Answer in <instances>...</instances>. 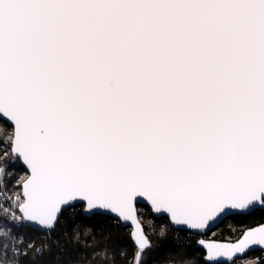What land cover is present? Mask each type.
<instances>
[{
  "label": "snow or ice",
  "instance_id": "1",
  "mask_svg": "<svg viewBox=\"0 0 264 264\" xmlns=\"http://www.w3.org/2000/svg\"><path fill=\"white\" fill-rule=\"evenodd\" d=\"M0 120L28 169L13 217L50 233L76 203L115 214L142 264L137 197L192 231L264 208V0H0ZM197 244L231 264L264 225Z\"/></svg>",
  "mask_w": 264,
  "mask_h": 264
},
{
  "label": "trees",
  "instance_id": "2",
  "mask_svg": "<svg viewBox=\"0 0 264 264\" xmlns=\"http://www.w3.org/2000/svg\"><path fill=\"white\" fill-rule=\"evenodd\" d=\"M9 145L0 144V154ZM11 154L9 155V157ZM7 161V158L3 160ZM5 175V188L9 193L19 192V184L26 171L17 164L8 165ZM82 205L76 204L72 210L65 211L55 229L49 235L29 225L12 228L8 235L0 236V264H132L136 251L130 240V228L119 220L104 214L85 216ZM137 213L146 233H150L153 247L144 253L142 264H206L203 250L196 245L201 236L189 235L182 229L170 226L166 217H155L144 204H137ZM264 222V208L254 209L247 214H231L204 236L219 240H234L241 232L252 225ZM161 226L166 235L160 239ZM79 234L77 239L76 234ZM33 248H29V245ZM16 246V250H12ZM48 247L60 253L59 260H52ZM40 248L41 254H35ZM263 251L254 250L245 258L261 257ZM238 260V259H237ZM264 264V258L260 259Z\"/></svg>",
  "mask_w": 264,
  "mask_h": 264
},
{
  "label": "water",
  "instance_id": "3",
  "mask_svg": "<svg viewBox=\"0 0 264 264\" xmlns=\"http://www.w3.org/2000/svg\"><path fill=\"white\" fill-rule=\"evenodd\" d=\"M3 122H5L6 124H8V125H10L11 127H12V125L10 124V123H8V122H6V121H4V120H2ZM20 161V160H19ZM20 164L23 166V168L25 169V171L27 172V174H28V169L26 168V166L20 161ZM25 178H26V176H25ZM22 183H23V179L21 180V182L19 183V186H20V193L22 192ZM133 203H134V207L137 209V204H144V205H146L149 209H150V211H151V213H152V215L153 216H155V217H166L167 218V220H168V217H167V214H158V213H155L153 210H152V208H151V206H150V202H148L147 200H146V198H143V197H137V198H135L134 199V201H133ZM76 204H80V203H76ZM75 204V205H76ZM257 208H260V207H256V208H254V209H257ZM254 209H252V210H250V211H248V212H246V213H239V214H247V213H249V212H252ZM261 209H263V208H261ZM81 213L83 214V215H85V216H91V215H87V214H85V213H83V211L81 210ZM22 214V213H21ZM101 214H104V215H108V216H111V217H113V218H115V219H118V217L115 215V214H111V213H101ZM231 214H237V212H233V213H231ZM231 214H226V215H223V216H221L219 219H217L210 227H208V228H206L205 230H203V231H192V230H189V231H192V232H194V233H196V234H200V235H205L208 231H210L211 229H213V228H215L224 218H226L227 216H229V215H231ZM119 221H120V223L123 225V226H126V227H129L130 228V232H129V234H130V240H131V242H132V244L135 246V248H136V245L134 244V242H133V232L136 230V226L134 225V224H132V222L131 221H128V222H124V221H122L121 219H118ZM138 220H139V218H138ZM139 222L141 223V221L139 220ZM170 223V222H169ZM34 225H37V224H35V223H33ZM142 224V223H141ZM172 225V224H171ZM261 225H264V222H261V223H258V224H255V225H252V226H249V227H247V228H245V229H249V228H255V227H259V226H261ZM143 226V225H142ZM172 227H174V228H176V229H183V230H188L187 228H185V227H182V226H175V225H172ZM144 229V228H143ZM244 229V230H245ZM242 237V232H241V234L236 238V239H234V240H219V239H214V238H207V237H204V236H201V237H199L197 240H196V245L199 247V248H201L202 250H203V260H204V256L206 255V250L204 249V248H202V247H200L198 244H197V241L198 240H203V241H205L206 243H208V242H216V243H236V242H238V240L240 239ZM137 250V249H136ZM254 250H261V251H263L264 252V250H262L260 247H253V248H251V250H248V251H246V253L241 257V256H237L236 258H235V260L236 259H238V258H243L244 256H246L249 252H251V251H254ZM235 260H233V261H235ZM205 261V260H204ZM232 261V262H233ZM231 262V263H232ZM225 263H227V258H223V260L221 261V264H225Z\"/></svg>",
  "mask_w": 264,
  "mask_h": 264
},
{
  "label": "rangeland",
  "instance_id": "4",
  "mask_svg": "<svg viewBox=\"0 0 264 264\" xmlns=\"http://www.w3.org/2000/svg\"><path fill=\"white\" fill-rule=\"evenodd\" d=\"M0 128L4 129L5 132H10L11 131V126L6 124L5 122H3L2 120H0ZM3 135H4V132H0V144H4L3 143ZM5 145V144H4ZM9 148H10V145H9ZM3 149V152L0 154V164H4V165H14V164H17V160H13L12 159V155L10 157H7V161L4 162L3 160L5 158H3V154H4V148H1ZM20 162V161H19ZM26 175H27V172H26ZM24 175V176H26ZM25 178V177H23ZM5 180V179H4ZM22 180V179H21ZM21 182V181H20ZM2 190L7 194V197H8V200L10 202V205L12 206L13 210L16 212L17 209H18V206L14 204V200L16 198L17 195L20 194V186H19V192H15V193H9L6 188H5V181H4V184L2 186ZM139 220H140V217L138 216ZM3 226L4 229H0V236H3V235H8L9 234V230L12 229V228H18V227H21V226H25L23 224H20V225H15V220H13L12 222H8L6 220H4L2 223L0 222V226ZM144 228V227H143ZM145 231V230H144ZM185 231V230H184ZM201 237V236H200ZM206 237V236H205ZM16 247V246H15ZM14 246H12V250L13 249H16ZM264 258V252L262 253L261 257H252V258H240V259H236L235 261H233L231 264H249L250 261L254 260V259H262Z\"/></svg>",
  "mask_w": 264,
  "mask_h": 264
},
{
  "label": "built area",
  "instance_id": "5",
  "mask_svg": "<svg viewBox=\"0 0 264 264\" xmlns=\"http://www.w3.org/2000/svg\"><path fill=\"white\" fill-rule=\"evenodd\" d=\"M2 185H0V209H8L9 211L7 212V214L3 211H0V222L2 223L4 220L8 221V222H12L13 220H15V225H20V224H23V225H29L31 227H35L39 230H41L44 234H47L49 235L50 233L47 231V229H41L38 225H34L33 223H28V222H20L18 220H16L14 217H13V213L15 214V217H18V216H21V211L19 210V208L17 209V211L15 212L12 208V206L10 205V202L8 200V197H7V194L2 190ZM75 206V205H74ZM118 220V219H117ZM170 224V223H169ZM170 226L172 227V225L170 224ZM18 227V226H17ZM174 228V227H172ZM0 229L2 231L3 226L1 225L0 226ZM176 229V228H174ZM183 230V229H182ZM186 234L189 235L191 234L192 232L189 231V230H185ZM15 247V246H14ZM16 248V247H15ZM17 249V248H16ZM16 249H13V250H16Z\"/></svg>",
  "mask_w": 264,
  "mask_h": 264
}]
</instances>
